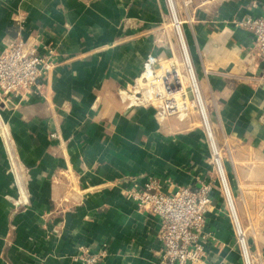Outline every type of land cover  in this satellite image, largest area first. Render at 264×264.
I'll use <instances>...</instances> for the list:
<instances>
[{
  "label": "crops",
  "instance_id": "1",
  "mask_svg": "<svg viewBox=\"0 0 264 264\" xmlns=\"http://www.w3.org/2000/svg\"><path fill=\"white\" fill-rule=\"evenodd\" d=\"M260 14L252 0H0V55L6 37L39 33L56 53L37 98L0 101L30 200L16 217L0 180V264H78L83 246L105 248L102 264H159L158 219L129 197L147 176L172 190L213 183L199 264H264V191L259 209L250 204L264 182V80L254 40L236 25ZM149 56L178 62L190 100L192 71L203 110L136 100Z\"/></svg>",
  "mask_w": 264,
  "mask_h": 264
},
{
  "label": "built area",
  "instance_id": "2",
  "mask_svg": "<svg viewBox=\"0 0 264 264\" xmlns=\"http://www.w3.org/2000/svg\"><path fill=\"white\" fill-rule=\"evenodd\" d=\"M252 1L261 14L240 20L236 25L254 40L261 57V80H264V0ZM178 24L176 22V32L179 31L181 35ZM42 36L39 33L32 39H22L19 36L6 37L5 47L0 55V101L3 106L10 107L12 104L16 105L17 100L26 102L40 95V79L52 69L56 57L53 49L40 47ZM171 62L149 56L144 63L143 71L131 88V95L146 105L162 103L164 110L170 113H182L194 106L203 110L194 73L192 71L189 73V83L194 93V100H190L181 69L176 67L178 62L175 59ZM5 125L2 124L0 134H3V140H6L8 144L0 154V172L6 164L10 165L12 187L17 190L18 198L15 199L14 206L17 210L24 207L23 212L29 210V193ZM207 131L212 143L209 129ZM213 159L225 186L222 171L219 170V155L216 151L213 152ZM210 182V180L202 182L195 189L177 186L175 190H172L173 182L169 181L168 189L163 190L160 187V179L150 176L142 184L137 182L136 186L130 189L129 197L136 203L138 210L150 212L158 219L156 253L159 264H199L202 261L206 253V241L211 235L206 230L207 209L212 203ZM256 191H260V194L264 191V182L256 186L254 194L250 197L254 199V203L250 204H255L256 209H259L257 205L261 198L256 195ZM250 199H245L246 214H244L249 221L251 219L248 205ZM228 201L232 206L240 243L244 246V227L242 225V231L238 225V218L229 195ZM34 216L36 217L35 213ZM46 219L42 216L37 225H45ZM108 256V251L103 247L93 249L83 246L79 248L74 261L78 264H102Z\"/></svg>",
  "mask_w": 264,
  "mask_h": 264
},
{
  "label": "rangeland",
  "instance_id": "3",
  "mask_svg": "<svg viewBox=\"0 0 264 264\" xmlns=\"http://www.w3.org/2000/svg\"><path fill=\"white\" fill-rule=\"evenodd\" d=\"M176 34H177L178 37H180V33H179V31H177ZM160 105L163 106L162 103H160ZM163 107H164V106H163ZM167 112H168V111H167ZM168 113H170V112H168ZM173 114H179V112H176V113H173ZM1 127H2V121L0 122V129H1ZM2 136H3V134H1V138H0V154H1L2 150H3V148L6 146V144H8L6 140H3V137H2ZM213 149L215 150V148H213ZM9 166H10V165H7V164H6L3 168H1L2 172H0V180L3 181L7 186H10V188H9V190H8V192H7L6 199H7V201H8V202L10 203V205H11V210L16 214V217H17V215H19V213L22 212V210L24 209V207H22L20 210H17V209L15 208V206H14V201H15V199H18V198H17V190H15V188L12 187L13 181H12V176H11V173H10L11 170H10ZM11 172H12V171H11ZM148 177H150V176H147V178H148ZM153 177H154V176H153ZM147 178H146V180H147ZM157 178L160 179V187H162L163 184L168 185V182H169L168 179H164V180H162V177H157ZM242 180L244 181L245 179H242ZM144 182H145V181H144ZM209 184H210V186H211V193H210V195H211V199L213 200V198H212V195H213V183L210 182ZM179 187H189V186H179ZM191 188H193V187H191ZM193 189H195V188H193ZM161 191H162V190H161ZM162 192H164V191H162ZM210 209H211V205H209V207H208V209H207V216H208V214H209L208 212L210 211ZM234 209H235V208H234ZM29 210H30V209H29ZM27 211H28V210L23 211V212L20 213V214H25ZM228 214H229V216H230L231 218H233V217H232V216H233L232 206L229 205V204H228ZM207 216H206V217H207ZM23 219H25V216H23V217H21V218H17V225H23V227H25V225H26V221L23 220ZM207 220H208V217H207ZM207 224H208V221H207ZM25 232H27V229H25ZM34 262L37 263L36 261H34Z\"/></svg>",
  "mask_w": 264,
  "mask_h": 264
},
{
  "label": "water",
  "instance_id": "4",
  "mask_svg": "<svg viewBox=\"0 0 264 264\" xmlns=\"http://www.w3.org/2000/svg\"><path fill=\"white\" fill-rule=\"evenodd\" d=\"M263 90H264V85H263Z\"/></svg>",
  "mask_w": 264,
  "mask_h": 264
}]
</instances>
